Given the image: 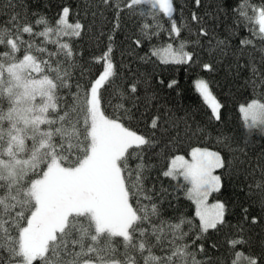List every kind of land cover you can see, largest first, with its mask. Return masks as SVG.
<instances>
[{
  "label": "snow or ice",
  "instance_id": "snow-or-ice-1",
  "mask_svg": "<svg viewBox=\"0 0 264 264\" xmlns=\"http://www.w3.org/2000/svg\"><path fill=\"white\" fill-rule=\"evenodd\" d=\"M194 2L200 7L201 0ZM103 4L114 10V31L126 12L152 18L151 24L141 23L140 35L131 41L133 52L143 48L144 40L165 30L157 18L160 14L167 17L169 39L176 46H152L140 58L144 64L153 57L164 65L198 63L189 46H198L209 32L195 12L191 20L199 27L193 32L188 24L174 19L173 0H103ZM18 7L15 0H7L5 8L11 12L5 14L10 26L0 27V264H264V234L256 245L246 235L247 225L264 228V158L254 164L246 141L217 126V150L193 147L190 159L174 155L161 172L178 184L182 178L185 196L195 205V218L164 219L163 204L172 193L163 188L156 193L155 185L146 187L154 165L145 157L151 159L149 153L165 137L171 142L182 135H208L206 128H193L187 112L180 115L158 105L155 75L131 68L132 79L114 90L119 103L109 115L101 89L107 91L106 85L111 87L119 75L113 35L108 36L102 55L94 58L102 64V71L85 84L81 81L88 78L90 69L81 68L72 91L75 53L61 37L81 38L84 25L69 23L67 7L56 27H50L43 16L29 20L27 13L16 11ZM249 7L242 3L234 9L236 30L242 25L264 43V7H252L251 15L246 10ZM184 29L195 39H184ZM40 37L55 43L58 51L48 52L34 44ZM239 43L242 48L255 47L249 38ZM221 46L227 47L224 41H217V48ZM34 52L47 53L49 59ZM61 52L64 60H56L53 66L50 58ZM202 67L213 70L211 63ZM248 67L253 75L260 71L253 63ZM260 86L264 88V79ZM62 89H68L72 97L63 109ZM197 90L211 109V118L223 123L222 105L209 84L199 81ZM108 103L111 105V99ZM141 107L145 111L157 108L150 135L138 134L124 122L142 117ZM240 112L247 131L264 134V99L250 100L240 106ZM132 160L137 161L135 168ZM233 172L243 176L240 190L249 203L241 206L240 220L232 226L236 232L226 237V249L221 252V244L210 236L230 226L227 203L218 200L209 205L208 197L223 195L225 176L231 178ZM168 203L172 207L170 199Z\"/></svg>",
  "mask_w": 264,
  "mask_h": 264
},
{
  "label": "trees",
  "instance_id": "trees-1",
  "mask_svg": "<svg viewBox=\"0 0 264 264\" xmlns=\"http://www.w3.org/2000/svg\"><path fill=\"white\" fill-rule=\"evenodd\" d=\"M19 7L16 11L27 13V18L35 21L39 16L47 19L50 27H56V20L60 17L62 9L67 7L70 9L68 16L69 23L80 22L84 25V31L81 38L74 36L61 37L62 43H67L75 53V61L77 68L73 74L72 91H75V84L80 77L81 68L87 72L86 79L81 83H88V79L97 76L102 71V64L94 62V58L102 55L109 44L108 36L113 35L112 41L114 54L113 58L117 65L119 75L115 83L108 88L107 91L101 89L105 111L112 115L115 106L119 103V97L114 94V90L118 86H122L125 80L132 79L133 72L129 68L138 73L154 74L156 79L153 85L158 93L156 103L166 106L177 114L183 115L185 112L192 117V125L206 128L208 135H182L179 139L169 142V138L165 137L161 140L158 148L154 152L149 153L151 159L146 156L148 163L153 164L151 178L146 181V187L149 189L155 185L156 193L161 188L166 189L172 196V207L169 206L168 199L163 204L164 219H173L174 217L183 215L188 218H195V206L188 200L183 191V180L181 178L179 184L176 180L164 177L161 172L166 168L168 161L174 155H188L193 147H206L210 150H217L216 129H225L236 136L240 141H246L249 156L255 164L257 159L264 158V134L259 131H247L244 121L242 120L240 106L248 103L250 100L264 99V88L260 86V80L264 79V43L258 38L252 37L251 33L242 25L236 30L238 22V14L234 11L242 3L251 7L246 10L251 15V8L264 7V0H201L200 7L195 5L194 0H173L175 13L174 19L178 24H188L193 32L196 31L198 25L191 20V15L195 12L202 18L204 25L207 27L209 35L201 38L198 46L190 44L189 50L193 51L198 59V63L192 65H164L160 64L155 57L152 62L144 64L140 59L145 56L152 46H164L168 43H176L169 39L167 29L170 28V22L163 14L158 16V21L163 25L164 31H160L158 36H153L151 40L143 41V48L135 49L131 41L140 35L141 23H153L150 16L141 17L138 14L132 15L124 13L120 17V27L114 31L116 24L115 13L112 7H105L103 0H15ZM7 0H0V27L10 26L8 24L9 16L6 11ZM38 14V15H33ZM258 31V25H255ZM40 26L39 30H42ZM183 38L186 40L195 39L187 29L182 32ZM28 37L25 36V39ZM242 38L252 39L255 47H241L239 41ZM55 41V35L51 36ZM217 41H224L227 47L221 46L217 48ZM34 44L47 48L48 52L56 53L58 47L55 43H46L43 38H35ZM2 50V49H0ZM132 52L133 54H129ZM34 54L43 55L44 59H49L47 53ZM64 60L63 53L59 56H52L50 62L55 66L56 60ZM211 63L212 71L203 69V63ZM253 63L260 70L257 75H253L248 65ZM196 78L204 79L210 86L211 92L222 105L220 113L223 123L211 118V111L208 105L201 98L200 94L194 86ZM164 83L160 84L159 81ZM172 81V87L168 84ZM253 81H256L253 84ZM62 99L60 107L63 109L66 104L71 102V95L68 89L61 90ZM111 99V105L108 103ZM140 112L144 113L139 119L125 120L127 126L131 127L138 134L150 135V122L153 114L157 112L156 107H151L147 111L141 107ZM131 166L135 168L136 160H132ZM221 170H217L219 174ZM259 173H257V177ZM251 179V177H249ZM225 188L223 195L213 193L212 198L227 203L226 219L229 225L219 233H212L210 240H215L221 244V252H225L226 245L224 241L226 237L234 235L235 227L241 217V206H247L249 201L244 192L240 189L244 187V178L242 175L232 173L231 178L225 176ZM156 193H149L155 196ZM148 203V201H144ZM198 223V220H196ZM246 235H250L253 245H256L260 236L264 234V228L260 225H247ZM187 230V229H186ZM157 254H162L157 249Z\"/></svg>",
  "mask_w": 264,
  "mask_h": 264
},
{
  "label": "rangeland",
  "instance_id": "rangeland-1",
  "mask_svg": "<svg viewBox=\"0 0 264 264\" xmlns=\"http://www.w3.org/2000/svg\"><path fill=\"white\" fill-rule=\"evenodd\" d=\"M61 14H62V12H61ZM175 47V46H174ZM199 81H205L204 79H202V78H196L195 80H194V86H195V88H196V90H197V83L199 82ZM206 82V81H205ZM198 91V90H197ZM199 93V92H198ZM213 94V93H212ZM214 95V94H213ZM202 98V97H201ZM216 98V97H215ZM203 99V98H202ZM216 100H217V98H216ZM218 101V100H217ZM219 102V101H218ZM247 104V103H246ZM246 104H243V105H246ZM209 107V106H208ZM210 111H211V109H210ZM210 150V149H209ZM191 152V151H190ZM190 152H189V154L188 155H184L185 156V158L186 159H190ZM216 174H218L217 172H216ZM213 195V194H212ZM212 195H210L209 197H208V204L209 205H211V204H214V203H216L217 201H218V199H213L212 198ZM220 201V200H219ZM221 202V201H220ZM195 206V205H194Z\"/></svg>",
  "mask_w": 264,
  "mask_h": 264
}]
</instances>
